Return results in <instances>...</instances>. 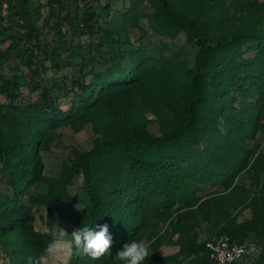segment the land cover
<instances>
[{
    "label": "trees",
    "instance_id": "trees-1",
    "mask_svg": "<svg viewBox=\"0 0 264 264\" xmlns=\"http://www.w3.org/2000/svg\"><path fill=\"white\" fill-rule=\"evenodd\" d=\"M43 1L34 13L28 0H0V19L6 5L26 34L11 37L0 64L16 58L28 70L0 72V264H27L57 241L62 206L79 211L60 240L69 245L61 264H123L115 255L133 239L149 241L143 264H213L210 235L246 246L235 264H264V153L249 148L264 133V0H125L120 12ZM41 9L43 27L58 20L51 56L20 50L34 41L42 51ZM143 19L155 46L144 44ZM132 30L141 33L135 40ZM180 35L197 48L193 65L186 47L172 46ZM47 72L55 75L43 87ZM26 86L41 97L26 101ZM88 125L92 148L73 150L47 175L43 154L59 143L57 131ZM243 172L248 186L237 182ZM39 207L46 230L36 226ZM85 224L108 226L112 246L99 260L71 247ZM160 226L178 237L171 255H158L165 242L152 231Z\"/></svg>",
    "mask_w": 264,
    "mask_h": 264
},
{
    "label": "rangeland",
    "instance_id": "rangeland-1",
    "mask_svg": "<svg viewBox=\"0 0 264 264\" xmlns=\"http://www.w3.org/2000/svg\"><path fill=\"white\" fill-rule=\"evenodd\" d=\"M3 1V0H2ZM125 0H99L98 2L93 1V0H83L78 3H75L74 0H66V3H71L72 4V9L77 6L79 10H87L89 2L92 8L95 9H100L105 6L106 4H111L113 8L117 11H121L123 9V4ZM29 3V9L31 12H37V10L40 8L41 4L44 3L43 0H28ZM41 15H38L39 19V25L41 26V42L43 49L40 51L38 47H35V42L34 41H27L26 45L22 44L20 46V50L24 49H31L34 52H38L40 56H42L43 53L46 51L50 52L49 55L51 56V51L53 48L58 47V41H57V36H56V31L55 28L58 25L57 19H53L50 23V25H47L43 27V21L44 18L48 16L47 12L41 9ZM2 19H0V25L1 27L5 28V32L3 34H0V51L6 50L10 45H11V37L16 36L17 34H21L22 36H25V32L21 29L20 25L22 22L19 20L18 17L14 14V11L7 9V6L4 5V9L2 12ZM113 18H116V15H114ZM142 26L147 30V34L144 39V44H149L151 46H155L159 43V38L154 34V32L150 28V24L147 19H143L141 21ZM131 37L133 40H135L137 37L141 35L140 32L137 30H132L131 31ZM172 46L175 49H179L181 47H186L185 50V55L184 57L188 59L190 65L194 64V59L195 55L197 52V48L190 44L187 43V39L184 35H180L175 42L172 43ZM17 50V51H20ZM29 54V52L27 53ZM62 58L69 60V53H62L61 55ZM47 65H50V60L47 61ZM14 68V70H12ZM0 72L5 73L8 75L10 78H13L15 74H24L25 72L27 73L28 70L25 65L21 64V61H19L16 58L11 59L9 62H6L4 64H0ZM55 73L54 72H47L42 76L41 80V85L44 86H51L52 85V78L54 77ZM42 87V88H43ZM35 87L33 86H26L22 88L21 94L25 96L26 101H36L39 99L42 95V89L37 90L33 89ZM5 99L2 98V101ZM151 118V117H150ZM150 130L154 135L159 134V127L157 124H151ZM57 140L58 144L54 145V148L51 152L49 153H44V159H45V164H46V169L45 173L49 176L55 175L56 173L59 172L61 164L67 160L70 156V153L73 150H80V151H86L92 148L93 146V130L90 125L86 126L83 131L74 133L69 127H64L60 130L57 131ZM253 145L259 146V152L264 153V133L258 134L257 138L255 141H252L249 143V148H252ZM250 176L248 172H243L240 174V176L237 179V182L239 184H244V185H249L250 183ZM263 181H264V176H263ZM82 180H79L77 182V185H75L74 188H71L72 192L74 193L76 191L77 186H81ZM7 190V187L4 183V179L0 176V192H5ZM45 187H35L32 189L33 193L37 192H43L45 191ZM253 192L256 191V188L252 189ZM79 211V207L77 206H72V207H65L62 206L58 209L55 219H54V224L55 226V234H58V240L60 241L63 237L64 234L66 233L67 229H69L70 226H72V222L70 221V218L72 217V213H77ZM45 218H46V209L43 207L37 208V214H36V226L40 228L41 230H46L45 227ZM62 230V231H59ZM152 232H156L157 237L162 239L164 243L163 247L160 249L158 252V255L160 256H165V255H171L175 253L178 250V246L175 244H171L170 242H176L177 241V236L172 235L171 233L167 234L165 232V227L160 226L156 230L154 229ZM67 236H65L66 238ZM146 245L149 244V241L147 239L142 240ZM64 244L65 247V252L62 256L61 260L58 261H53L52 264H61L62 262H67L68 260V255H69V245L67 242L60 241Z\"/></svg>",
    "mask_w": 264,
    "mask_h": 264
},
{
    "label": "clouds",
    "instance_id": "clouds-1",
    "mask_svg": "<svg viewBox=\"0 0 264 264\" xmlns=\"http://www.w3.org/2000/svg\"><path fill=\"white\" fill-rule=\"evenodd\" d=\"M96 228H99V231ZM111 246L112 237L109 235L107 225L90 227L85 224L71 235V247L74 248L76 254L89 257L92 260H99L109 254ZM64 252V244L55 241L36 257H29L27 264H52L53 261L61 260ZM148 256V245L135 239L125 243L115 255L117 260L122 261L123 264H143Z\"/></svg>",
    "mask_w": 264,
    "mask_h": 264
},
{
    "label": "built area",
    "instance_id": "built-area-1",
    "mask_svg": "<svg viewBox=\"0 0 264 264\" xmlns=\"http://www.w3.org/2000/svg\"><path fill=\"white\" fill-rule=\"evenodd\" d=\"M207 247L211 250L213 264H235L247 252L246 246L231 242L227 235H210Z\"/></svg>",
    "mask_w": 264,
    "mask_h": 264
}]
</instances>
